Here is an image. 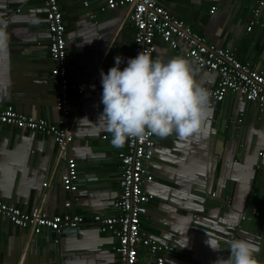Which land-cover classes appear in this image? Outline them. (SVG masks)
<instances>
[{
  "label": "crops",
  "instance_id": "0c3cea01",
  "mask_svg": "<svg viewBox=\"0 0 264 264\" xmlns=\"http://www.w3.org/2000/svg\"><path fill=\"white\" fill-rule=\"evenodd\" d=\"M83 1L59 0L69 52L70 110L64 120L72 122L73 139L67 152L77 164V190H63L60 176L65 164L50 136L0 126V199L26 211L41 205L49 213L69 211L87 218L113 214L112 204L120 193V148L101 139V134L112 135L100 122V73L114 66L117 55L123 59L121 69L127 66L134 26L124 8L102 10L106 0H85L87 5ZM161 1L209 43L232 49L240 61L264 72V6L255 17L256 0ZM212 6L216 8L211 12ZM4 19L10 43L7 53L0 54V107L58 123L63 115L55 108L54 61L42 2L0 0V20ZM157 43L154 59L185 57ZM186 59L201 86L217 83L215 71ZM208 108L206 134L199 140L154 135L155 152L146 162L153 180L144 184L154 198L147 203L140 228L175 247L166 254V264H220L229 255L223 241L232 238L256 242L257 264H264V156L259 154L264 153V114L257 102L232 91L221 100L210 99ZM66 200L72 201L70 208L64 207ZM51 232L34 235L0 216V264L119 262L114 233L96 224L62 231L57 239ZM207 234L220 240L225 250L213 251L205 243ZM139 253L143 264H152L145 249Z\"/></svg>",
  "mask_w": 264,
  "mask_h": 264
},
{
  "label": "built area",
  "instance_id": "2783aa9c",
  "mask_svg": "<svg viewBox=\"0 0 264 264\" xmlns=\"http://www.w3.org/2000/svg\"><path fill=\"white\" fill-rule=\"evenodd\" d=\"M40 1L50 33L49 56L54 61L51 73L56 84L55 108L63 115V119L54 123L12 108L0 107V126L29 129L50 136L57 145V155L65 164L60 176L62 188L65 192L73 193L78 187V171L75 159L67 152L73 133L72 122L64 120L70 110V84L67 77L69 52L66 47L63 14L59 0ZM256 2L257 6L252 10L255 17L261 13L264 6V0ZM83 3L88 4L85 0ZM117 8L125 9L126 16L134 26L131 57L145 51L154 58L158 47L157 40H160L193 60L199 68L218 74V81L214 86H203L209 91L211 100H221L228 91L236 92L248 101L257 102L260 113L264 114L263 71L240 61L232 49L209 43L183 19L172 14L161 0H106L105 6L101 7L102 10ZM215 8L216 6H212L210 11ZM248 23L247 29L250 30L254 20ZM78 91L81 93L83 89ZM101 139H109L111 142L112 137L101 134ZM155 143L154 135L130 138L118 151L120 193L112 204L113 214L94 213L87 218L69 211L49 213L41 205L26 211L0 199V216L15 226L28 228L34 235L42 234L44 230H75L87 223L96 224L101 231H114L116 243L113 249L118 255V264H143L139 260L140 248L145 249L152 264H166V254L173 252L175 247L143 232L140 228L141 217L147 212V203L154 198V194L147 191L144 184L153 180V173L146 162L154 155ZM259 154L264 156L263 152ZM71 205V200L64 202L66 208ZM252 211L255 215L259 214L256 207H253Z\"/></svg>",
  "mask_w": 264,
  "mask_h": 264
},
{
  "label": "clouds",
  "instance_id": "9594fccd",
  "mask_svg": "<svg viewBox=\"0 0 264 264\" xmlns=\"http://www.w3.org/2000/svg\"><path fill=\"white\" fill-rule=\"evenodd\" d=\"M9 43L7 22L0 20V54L7 53ZM114 59V66L100 73V122L111 133L112 146L122 148L130 138L147 135L167 138L175 134L190 141L206 134L210 93L195 80L188 59L176 56L165 62L141 51L128 58L123 69L122 57ZM205 243L213 251L225 250L220 240L209 235ZM223 243L229 255L220 264H257L260 248L256 242L232 238Z\"/></svg>",
  "mask_w": 264,
  "mask_h": 264
},
{
  "label": "water",
  "instance_id": "95a60500",
  "mask_svg": "<svg viewBox=\"0 0 264 264\" xmlns=\"http://www.w3.org/2000/svg\"><path fill=\"white\" fill-rule=\"evenodd\" d=\"M69 231V229H64V230H61V231H52L51 232V237L53 238V237H55V239H57V237L61 234V232L62 231ZM71 231H73V230H71ZM113 233H114V231H112Z\"/></svg>",
  "mask_w": 264,
  "mask_h": 264
}]
</instances>
